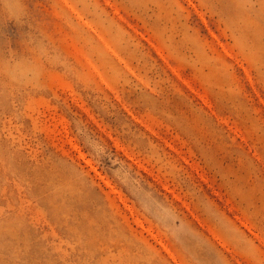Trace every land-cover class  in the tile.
Segmentation results:
<instances>
[{"label": "rangeland", "instance_id": "rangeland-1", "mask_svg": "<svg viewBox=\"0 0 264 264\" xmlns=\"http://www.w3.org/2000/svg\"><path fill=\"white\" fill-rule=\"evenodd\" d=\"M0 264H264V0H0Z\"/></svg>", "mask_w": 264, "mask_h": 264}]
</instances>
